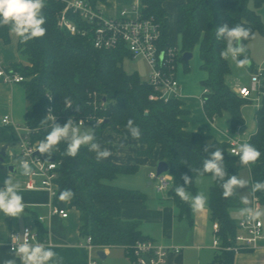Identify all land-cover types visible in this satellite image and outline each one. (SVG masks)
<instances>
[{
  "label": "trees",
  "instance_id": "1",
  "mask_svg": "<svg viewBox=\"0 0 264 264\" xmlns=\"http://www.w3.org/2000/svg\"><path fill=\"white\" fill-rule=\"evenodd\" d=\"M95 10L96 3L106 0H86ZM165 0H140V6L146 16H152L160 24L161 45L169 42V15L163 2ZM264 0H253L257 7ZM63 0H46L42 14L46 18V34L22 43L18 38V52L21 61L13 70L21 73L25 80L21 82L25 89L27 102V123L36 128L33 136L43 140L51 131V124H42L46 117L45 107L48 95L52 97L56 110L64 104V97L70 98L72 113L84 115L96 113L108 119L92 127L96 142H102L103 130L112 126L116 131L126 126L128 119H133L141 130L139 141L145 147L138 151L139 156L152 157L155 148L159 147V161H166L171 176L168 196L179 209V216L189 217L191 206L176 195L177 186H185L186 191L196 193L195 179L199 176L205 158H209L215 148L222 150L225 168L229 175L239 177L245 167L239 157L229 152L228 141H219L204 128L195 131L187 129L185 115L188 113L180 98L151 99L155 93L148 81L140 79L136 72L128 73L122 66L125 56H131L124 48L102 49L94 46L91 34L71 33L58 25V15L66 6ZM67 17L77 26L85 27L86 21L72 9L66 11ZM228 24L230 27L242 24L251 28L253 33L262 29L263 23L255 9L249 7V0H186L177 4V32L180 36V56L185 51L192 52L197 46L200 56V67L207 73L202 84L208 89L203 93V108L207 116L214 119L227 112L230 116L232 130L243 122L242 105L247 99L241 97L227 82L230 74L228 61L221 58V51L226 41L216 39V28ZM0 38L10 40L7 26L0 27ZM244 41L246 55H249L248 42ZM243 59L242 55L239 57ZM252 68V62L248 65ZM262 93L260 105L256 111V132L248 143L261 152L260 158L249 166L250 184L264 181V73L261 78ZM89 92H96L99 99L105 100L104 107L94 110L88 104ZM76 106L80 108L76 110ZM69 111V110H68ZM63 126L64 122L59 123ZM208 145L209 151L204 152ZM66 143L61 142L53 157L58 160L57 195L64 189H70L74 196L69 206L79 211V230L82 236L90 235L97 246H125L139 240L149 239L139 229V222L121 217L118 207H99L98 199L144 198L139 190L113 185L111 180L119 174L136 172L138 165L121 164L111 160H97L95 152L87 146H81L73 158L64 155ZM183 175H188L192 182L184 184ZM205 175L211 176L210 173ZM218 181L209 189L208 206L210 218L218 222V236L222 245H227L228 238L237 232L236 220L230 210L240 207L241 199L235 192L224 198ZM264 205V192H252ZM233 251L222 250L212 264H232Z\"/></svg>",
  "mask_w": 264,
  "mask_h": 264
},
{
  "label": "crops",
  "instance_id": "2",
  "mask_svg": "<svg viewBox=\"0 0 264 264\" xmlns=\"http://www.w3.org/2000/svg\"><path fill=\"white\" fill-rule=\"evenodd\" d=\"M185 1L165 0L163 2L169 15V24L172 23L171 17H174L173 24L176 32L177 4ZM139 2L140 0H106L98 1L96 7L104 16L112 17L119 15L122 9L131 8ZM20 61L18 37L10 32L9 42L0 38V69L9 71ZM227 77L228 83H231L229 85L236 91L238 83L233 82L230 76ZM253 95L252 97H254ZM202 97L195 89L193 91L183 89L180 93L183 107L188 111L185 115L187 129L195 131L202 127L219 141H228L230 137H236L239 140L237 132L231 130L230 127L222 129L215 125L219 116L214 119L207 116L203 108ZM256 102L259 104V99ZM26 107L23 84L4 81L0 76V148L7 145L5 165L16 164L15 155L19 153L21 138L19 127L25 126L27 123ZM6 114L10 116L9 123H4L2 120ZM225 118L228 119L230 116ZM225 122L226 120L221 122V125ZM240 128H242V124L238 126V129ZM102 135L105 140L98 143L102 149L106 148L111 152V155L105 160L138 165L136 172L119 174L110 183L123 188L139 190L144 194V198L98 199L96 200L97 206L118 207L123 219L139 222V229L144 236L159 245L172 249L177 248L178 251L170 252V262L175 264H212L222 249L213 246L215 222L210 218L208 206L209 189L213 183L211 176H198L195 179L196 193L187 191L191 195H196L200 193V187L207 185L208 194L205 207L199 212H194L191 208L189 217H181L178 207L167 193L171 185V176L166 173L169 184L164 190H159L158 180L150 177L151 173H156L159 147L155 148L152 157L139 156L138 151L145 145L141 144L139 139H133L126 126L119 127V131L113 129L112 126H106ZM6 158L13 159V161L6 162ZM7 171L3 175L0 187L4 186V180L8 178V175L12 176L14 182L19 181L23 189L21 195L25 209L19 218L5 217L3 213H0V241H3V245L0 246V264H4L7 259H14L16 264H21L19 257H16L9 248V240L12 232H21L26 226H32L41 236L48 235L50 243L47 246L63 258V264H92V260H96L95 264H130L123 246H103L102 248L88 246L87 236H82L79 230V211L69 206V200L61 201L57 197L52 198L49 192L44 189L27 188L25 186L26 179L22 175L21 169L17 168L16 173ZM236 193L241 199L240 208L242 209L245 207L242 203L244 195L239 189L236 190ZM52 203L67 209L68 216L52 214ZM241 209L240 211H235L234 208L230 210V215L236 220V223L243 216ZM38 216H43L44 221L40 222ZM100 250L104 251L103 259L98 255ZM232 264H264V237H260L256 245L251 248L233 251Z\"/></svg>",
  "mask_w": 264,
  "mask_h": 264
},
{
  "label": "built area",
  "instance_id": "3",
  "mask_svg": "<svg viewBox=\"0 0 264 264\" xmlns=\"http://www.w3.org/2000/svg\"><path fill=\"white\" fill-rule=\"evenodd\" d=\"M68 9L79 13L87 25L82 28L77 26L72 19L67 17L66 11ZM58 25L66 28L71 33H90L93 44L97 48H124L131 56H144L151 65V71L147 81L155 90V93L151 94L150 98H161L164 100L180 98V85L176 77V66L180 51L172 43L161 45L160 24L152 16H146L144 14L140 3L133 5L131 8L122 9L117 16L107 17L99 10H95L87 1L73 0L67 2L65 8L58 15ZM263 73L264 69L254 68L250 77V86L239 85L236 92L245 99L252 97L255 93H259L261 96L260 86ZM0 76H2L4 81L12 83H21L25 80L21 73L13 69L9 71L0 69ZM207 91L208 89L205 88L204 93ZM49 96L48 104L45 107L46 116L49 115L50 117L53 115L56 123H66L69 118H72L78 126L89 124L93 127L105 120L103 116H99L96 113L75 115L72 113L73 107L66 109L65 105L60 110H56L52 97L49 99ZM88 104L96 110L104 107L105 100L99 99L96 92H89ZM2 120L4 123H9L10 116L6 114ZM48 120L52 125V120L50 118ZM80 121H84L82 125ZM19 129L21 131L19 142L20 150L15 155L16 164L22 160H26L33 167L35 173L30 177L24 176L26 179L25 186L29 189H44L49 192L52 198L56 197L58 187L56 180L58 177L57 168L60 162L53 155L49 159L47 154L41 155L38 151H35L41 141L33 136L36 128L26 123L25 126L19 127ZM228 143L230 153L234 149H238V146L241 144L236 137H230ZM150 177L158 179L159 190L167 188L169 179L166 173L157 175L153 172L150 174ZM261 205L259 198L253 194L249 206L260 212ZM51 213L61 215L62 217L68 216L67 209L61 208L54 203H52ZM44 219L43 216H38L40 222H43ZM26 229L32 232L31 236L35 237V242L45 244L46 246L50 243L48 235L41 236L32 226H26L21 232L14 231L11 233L9 240V248L11 250L13 248L11 238L13 236H19L20 241H23L24 237L22 235ZM218 231L219 224L215 222V238L213 242L215 248L231 251L251 248L256 245L260 237H264V219L259 216L256 220L249 222L246 217L242 216L237 222V232L233 237L228 238L227 245L221 244ZM31 236L29 237L30 241ZM86 241L91 248L103 247L95 245L90 235L87 236ZM124 249L130 264H175L170 262L169 254L173 250L178 251L177 248L172 249L159 245L151 239L139 240L134 244L125 245ZM95 263L96 260H92V264Z\"/></svg>",
  "mask_w": 264,
  "mask_h": 264
},
{
  "label": "clouds",
  "instance_id": "4",
  "mask_svg": "<svg viewBox=\"0 0 264 264\" xmlns=\"http://www.w3.org/2000/svg\"><path fill=\"white\" fill-rule=\"evenodd\" d=\"M46 6V0H0V27L7 26L9 31L15 34L22 43H27L34 38L43 37L46 34V18L42 14V10ZM216 39L226 41V47L221 51V58L227 60L231 58L235 61L237 67L243 68L250 65L251 61L244 55L246 47L244 41L254 39L255 34L251 28H246L242 24H237L230 27L228 24H223L216 28ZM244 56L243 59L239 57ZM51 99V96H49ZM65 108H72L74 104L70 98L64 97ZM76 110L80 108L76 106ZM50 113V112H49ZM52 120L51 131L46 137L41 140L35 151L41 155L47 154L51 159L55 153L56 147L63 141L66 143L64 155L75 157L81 146H87L89 151L96 153V159H107L111 152L108 149H102L100 143L96 142V137L93 133L82 131L81 126H78L72 118H69L66 123L61 126L55 122V117L47 115L40 121L42 124H47L48 119ZM84 121H80L82 125ZM126 129L133 139L141 137V130L133 119H128ZM209 151V146L204 147V152ZM231 154L238 156L240 163L244 166L254 164L261 156V152L248 142H243L234 149ZM18 170L22 169V175H34V169L26 160L20 161L17 165ZM199 177H203L206 173L211 174L214 181L220 183L222 195L224 198H229L234 195L236 190L248 187L250 182L239 178L237 175H229L225 168L224 155L222 150L215 148L205 158L201 169L196 170ZM184 184L188 185L192 179L188 175L182 177ZM22 185L19 181L13 180L11 175L4 180V186L0 187V213L5 217L19 218L23 215L25 204L23 202ZM252 192H264V181H257L251 184ZM176 195L184 202H188L194 212L201 211L207 202V197L201 192L196 195H191L186 191L185 186H177L175 188ZM74 196L70 189H64L59 194L61 201H68ZM242 203L245 205L241 209V215L246 217L250 222L256 220L261 212L249 206V201L244 199ZM32 232L25 230L23 241H20L19 236H13V254L19 257L21 264H63V258L45 244L35 242V237L31 236ZM31 236V241L29 237ZM3 241H0V246ZM4 264H16L14 259H7Z\"/></svg>",
  "mask_w": 264,
  "mask_h": 264
},
{
  "label": "rangeland",
  "instance_id": "5",
  "mask_svg": "<svg viewBox=\"0 0 264 264\" xmlns=\"http://www.w3.org/2000/svg\"><path fill=\"white\" fill-rule=\"evenodd\" d=\"M249 7L255 9V11L258 12L261 21L263 23V26L262 29L260 30L257 29L255 31L254 39H251L248 42L247 46L249 48V55L252 61V68L263 70L264 69V2L256 7L253 3V0H249ZM173 18L174 17H171L172 23H170L171 25L169 29V40L172 44H175L178 50L180 51L181 49L180 36L178 32H176V30L174 29ZM227 61L230 67V74L228 76L232 78L233 82L238 83V86L239 85L250 86V77L253 69L250 68L249 66H245L243 68L237 67L235 61H233L231 58L227 59ZM184 63L185 62L178 59L176 66V77L180 85L179 93H182L183 89L184 90L191 89L192 91L195 89L196 91L199 92V94H201L202 97L205 89V87L202 84V80L206 78V72L200 67V56L197 46L193 49L192 56L188 60L186 66ZM122 66L128 73L136 72L139 75L140 79L143 81H147L149 78L151 65L149 64L147 59L142 55L125 56L122 60ZM229 84L231 83L229 82ZM253 96L254 97L247 98L245 103L242 105V109H241L243 116L242 128L238 129L237 127L235 130H233L237 132L240 143L248 141V139L256 132L257 129L256 111L258 106L260 105L261 96L259 93H255ZM256 97H259V104H257L256 102L258 101ZM223 115L224 116L226 115L225 117L229 116L227 112L226 113L224 112L222 116L220 115L217 118V120L215 121V125L222 129L228 126L232 130L230 118H228L229 119L228 120ZM225 120L226 122L221 125V122H224ZM81 128L82 131L93 133V129L89 124H84L83 126H81ZM9 161H13V159L6 158V162ZM4 166L6 165L4 164ZM6 172H8L7 169L5 167L2 168V165L0 163V185L3 182V175H5ZM239 178L250 181L249 171L247 166L243 167L240 170ZM239 190L243 193L244 199H247L250 204L252 201V192H251L250 184L248 187ZM199 192L200 193L202 192L206 196L208 194L207 185H204V187H200ZM234 209L235 211H240L241 208L237 207ZM260 212L262 213V215H260L261 218L264 219V205H261Z\"/></svg>",
  "mask_w": 264,
  "mask_h": 264
},
{
  "label": "water",
  "instance_id": "6",
  "mask_svg": "<svg viewBox=\"0 0 264 264\" xmlns=\"http://www.w3.org/2000/svg\"><path fill=\"white\" fill-rule=\"evenodd\" d=\"M191 56H192V52H190V51H185L182 53V58L186 62H188V60L191 58ZM107 122H108V119H105L104 123H107ZM6 149H7V145H3L0 148V163L2 164V168L5 167L10 172L16 173L17 172V166L15 163L8 164V165L4 166ZM36 154H37V152H36ZM168 170H169L168 163L166 161L160 160L157 164V167H156V174L160 175V174L166 173ZM98 255L101 259H103L104 258V251H102V250L98 251Z\"/></svg>",
  "mask_w": 264,
  "mask_h": 264
}]
</instances>
